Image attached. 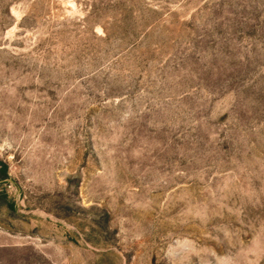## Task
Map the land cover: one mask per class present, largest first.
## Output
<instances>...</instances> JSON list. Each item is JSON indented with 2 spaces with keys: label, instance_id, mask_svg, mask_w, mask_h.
I'll return each mask as SVG.
<instances>
[{
  "label": "rangeland",
  "instance_id": "1",
  "mask_svg": "<svg viewBox=\"0 0 264 264\" xmlns=\"http://www.w3.org/2000/svg\"><path fill=\"white\" fill-rule=\"evenodd\" d=\"M0 264H264V0H0Z\"/></svg>",
  "mask_w": 264,
  "mask_h": 264
}]
</instances>
